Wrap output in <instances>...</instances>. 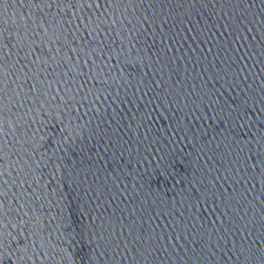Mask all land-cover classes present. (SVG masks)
I'll return each instance as SVG.
<instances>
[{"label": "water", "instance_id": "1", "mask_svg": "<svg viewBox=\"0 0 264 264\" xmlns=\"http://www.w3.org/2000/svg\"><path fill=\"white\" fill-rule=\"evenodd\" d=\"M106 3L0 0V264H264V0Z\"/></svg>", "mask_w": 264, "mask_h": 264}, {"label": "snow or ice", "instance_id": "2", "mask_svg": "<svg viewBox=\"0 0 264 264\" xmlns=\"http://www.w3.org/2000/svg\"><path fill=\"white\" fill-rule=\"evenodd\" d=\"M61 2H66V0H57V6H58V7H59V4H60ZM73 3H75V0H73ZM112 3H115V0H107L106 7H110ZM88 19L91 21L92 18H88ZM52 23H56V19H55V18L53 19ZM64 23H67V24L70 25V24L73 23V21L68 20L67 22L64 21ZM81 23H83V18H81ZM113 23H115V22H113ZM89 26H90V25H84V24H83V27H84L85 29H87V27H89ZM79 28H80V23H77V24L75 25V29H73V31H75V30H77V29H79ZM41 30H42V31H45V32L47 31V29H44V28H42ZM65 31H67V29H65ZM96 31H97V29L94 28V29H93V32H89V36H91L92 33L96 32ZM53 35H55V33H53ZM21 50H22V49H21ZM0 51H2V49H0ZM29 54H31V53H29ZM85 63H87V61H85ZM26 75H27V74H26ZM37 87H38V84H37V83H32V84H31V87L29 88V91L31 92V91L35 90ZM8 237H9V239L6 240V239H5V235H4V233H3V232H0V259L4 258V257L6 256V253H5V247H6V244H7V243H10V242H11L10 234H8ZM18 259H19V258H18ZM24 264H26V261L24 262Z\"/></svg>", "mask_w": 264, "mask_h": 264}]
</instances>
